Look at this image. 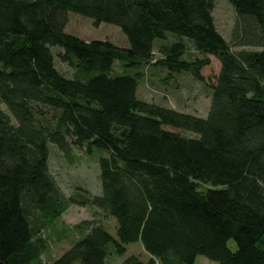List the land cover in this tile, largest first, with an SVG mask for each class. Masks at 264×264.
Returning <instances> with one entry per match:
<instances>
[{"label": "trees", "instance_id": "obj_1", "mask_svg": "<svg viewBox=\"0 0 264 264\" xmlns=\"http://www.w3.org/2000/svg\"><path fill=\"white\" fill-rule=\"evenodd\" d=\"M215 1L0 0V264H43L41 231L76 204L114 218L117 237L86 220L47 264H108L135 242L149 259L119 264H264V0H226L239 51L215 27ZM69 13L118 27L128 48L67 34ZM187 47L205 57L185 61ZM207 56L221 70L206 119L138 99L146 68L204 82ZM50 144L67 158L104 152L101 194L66 196Z\"/></svg>", "mask_w": 264, "mask_h": 264}, {"label": "rangeland", "instance_id": "obj_2", "mask_svg": "<svg viewBox=\"0 0 264 264\" xmlns=\"http://www.w3.org/2000/svg\"><path fill=\"white\" fill-rule=\"evenodd\" d=\"M212 16L218 33L231 45L232 51L250 50L249 48H235L231 44L232 29L237 15L235 9L228 1L216 0ZM93 22L90 18L69 13V21L65 32L88 42L94 40L106 41L118 48H128L127 39L118 27L102 23L95 28ZM172 39L178 40L176 38ZM171 41L169 40L168 42ZM60 50L62 51L60 47H55L52 52L58 55V53H61ZM204 57L191 49V47H187L183 59L192 62L196 58L202 59ZM207 57L210 60V64L201 70L204 82L195 80L188 73L171 74L155 67L146 68L144 70V79L139 86L138 99L155 103L160 107L172 109L182 114L206 119L211 105L212 92L210 88L216 83V78L221 70L217 59L213 56ZM55 63L57 70L65 77L73 78L75 76V70L67 63L57 57ZM113 69L116 75H123L124 73L119 63H116ZM127 73L132 74L133 71H127ZM0 108L9 112L6 106L1 103ZM179 133L184 137L192 135L184 130H179ZM69 142L72 143V140L70 139ZM49 152L51 174L66 196L75 194V196H81L82 198L85 190L92 195L101 194L99 160L105 155L104 152L94 150L92 154H87L85 148L78 149L74 147L71 157L67 158L54 144L49 145ZM203 187L205 188L206 186ZM79 197L77 198L80 200ZM86 220L102 224L111 235L117 237L115 230L116 220L114 218L105 216L99 208L94 206L72 205L59 219L53 221L41 231L39 237H42L45 243V248L39 259L41 263H53L69 250L86 233L87 229L85 226L79 227ZM228 246L231 249H235L234 241L230 240ZM130 255H138L144 261L150 257L143 250L141 244L135 242L126 245V252L122 256L113 255L108 264H119ZM194 264L217 263L205 256L198 255Z\"/></svg>", "mask_w": 264, "mask_h": 264}]
</instances>
